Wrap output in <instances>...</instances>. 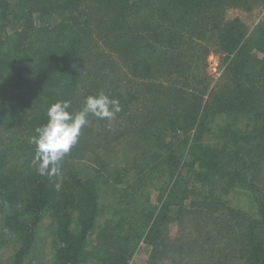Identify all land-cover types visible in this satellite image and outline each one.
Instances as JSON below:
<instances>
[{"label":"trees","instance_id":"obj_1","mask_svg":"<svg viewBox=\"0 0 264 264\" xmlns=\"http://www.w3.org/2000/svg\"><path fill=\"white\" fill-rule=\"evenodd\" d=\"M259 7L264 0H0V20L20 25L0 40L7 86L0 92V122L18 137L11 150L0 148V218L20 241L11 264H29L44 217L59 224L53 264L87 261V238L99 216L96 190L73 177L69 192L61 181L67 166L88 155L98 164L104 142L96 140L107 142L110 122L88 116L61 161L60 181L38 174L30 137L50 105L68 100L69 111H79L85 97L100 91L120 101L115 119L130 122L120 135L157 139L158 149L171 128L182 136L168 158L179 167L175 174L184 169L190 181L186 189H170L159 206L167 218L156 210L148 218L147 241L158 240L153 230L164 234L150 256L158 258L159 248L165 252L158 259L170 264H264V60L250 54L264 50V38L249 45L256 28L249 34L240 18L227 17ZM212 52L229 58V81L221 86L201 79ZM98 122L107 129L103 138L94 135ZM133 167L137 183L144 173ZM239 193L251 194V204ZM171 251L179 260L167 256ZM118 252L102 264H127L131 253Z\"/></svg>","mask_w":264,"mask_h":264},{"label":"rangeland","instance_id":"obj_2","mask_svg":"<svg viewBox=\"0 0 264 264\" xmlns=\"http://www.w3.org/2000/svg\"><path fill=\"white\" fill-rule=\"evenodd\" d=\"M261 5L260 3L259 6ZM227 17L229 19L236 17L240 18L246 25L249 34L256 28L251 34L252 38L249 39L250 41L248 40V44L256 45V47L259 46L257 44L258 38H260V36L264 38V8L259 7V9H255L251 13H245L239 10L230 11L227 13ZM14 23L11 24L8 20H0V31H3L0 40L4 36L9 37L14 34V28H20V25L18 26L17 23L14 25ZM1 50L2 48L0 51ZM250 54L256 59L258 58V60H264V50L260 52L258 48H253ZM226 59L227 57H225L224 54L219 55L213 52L207 56L206 71L201 73L202 81L209 83L207 86H221L229 81V58L227 62ZM3 79L4 77L0 74L1 93L7 88ZM105 122H110L107 128H110L108 130L111 135H108V138H106L107 142L103 139L96 140L98 144L104 142V147L100 150L101 152H99L100 157L97 162L98 164L95 163L96 161L94 162V156L88 155L87 161L83 160L72 165L70 164L69 167L67 166L66 168L68 171L65 172V180L61 181L62 187H68L69 192L72 191L71 179L73 177L81 178L83 183L92 184L96 190L99 216L94 230L87 238L86 252L89 255L84 256V260H87L84 264H102L104 260H111L113 255L118 252V248L122 253H131V257L127 261V264H170L167 263L166 260L158 259L163 256L165 252L164 249H157L156 254L158 258L150 256V253H152L154 249L151 245L160 243L164 234L161 235L160 233L159 235V232L153 230L151 238L157 237L158 240L151 243L147 241V232L151 227V222H149L148 218L155 215V210L160 213L162 212L159 210V206L169 196L168 192L170 189L175 188L174 190L176 191L181 188L186 189L187 182L190 181L184 179V169H182L183 177L175 174L179 170V167L172 165L168 158L171 151H178V148L180 149L179 141L182 136L178 134L177 130L171 128L164 139V146L158 149L153 146V144L155 145L157 143V139H150V142L144 143L143 141L139 142L137 135H120L123 129L127 130V126H130L129 121L128 123L122 121L121 124L120 119H114L112 121L106 120ZM11 125L15 127L14 122ZM122 125H126V128ZM155 127H157V124ZM12 131H14V129L10 127L5 128L3 121L0 122L1 149L11 150L18 143V137H15V134L11 136ZM106 132L107 129H103L100 126V122H98L94 130V135L98 138H103ZM131 137H133L134 143H132ZM128 141L130 144H128ZM164 150L165 152L162 153L161 151ZM4 151L0 153L4 154ZM15 152L14 150L12 154H15ZM156 154H160L159 159L156 158ZM1 156L2 155H0V158ZM13 156L14 155H11L10 158H13ZM22 161H24L23 157L17 160V163ZM102 164L104 167H102ZM135 164H138L140 168H142L141 174L144 173V175H141L142 179L137 177L138 180H140L137 181V183H134L136 174L134 173L135 169L133 166ZM93 168H97L99 172L94 174L92 171ZM181 168L182 167H180V169ZM172 172L174 173L173 175L171 174ZM68 173H70V177ZM178 185L181 186L178 187ZM245 194L247 196L241 197L239 193V197H241L242 200L248 198V204H251L252 195L249 193ZM245 194H242V196ZM175 201L169 202L172 203V206H170L171 214L175 210L177 197ZM243 204L245 205V203ZM245 208L247 209L245 211H249L247 206H245ZM164 214L165 211L162 212V216L167 218ZM70 217L73 219L71 228L76 232V217L73 213L70 214ZM180 218L185 219L187 215H183ZM180 218L177 219L178 223ZM4 225V217L1 216L0 264H11L15 252L20 247V241L18 234L8 232V230L4 228ZM58 228L59 224L56 220L49 217H44L42 219L36 243L28 258L29 264H53V256L58 247ZM136 229L137 232L135 231ZM167 256L170 259H174V261L179 260L178 254L172 251L168 252Z\"/></svg>","mask_w":264,"mask_h":264},{"label":"clouds","instance_id":"obj_3","mask_svg":"<svg viewBox=\"0 0 264 264\" xmlns=\"http://www.w3.org/2000/svg\"><path fill=\"white\" fill-rule=\"evenodd\" d=\"M71 101H57L46 111V122L34 128L30 143L34 146L32 164L40 176L62 180L61 161L77 143L81 129L89 123L88 116L112 121L121 111L120 101L100 91L87 96L79 111H69ZM55 183V188H60Z\"/></svg>","mask_w":264,"mask_h":264}]
</instances>
